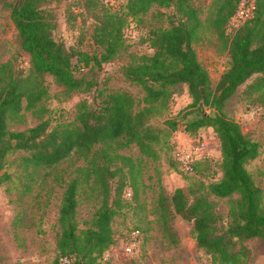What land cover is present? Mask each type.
<instances>
[{
    "label": "trees",
    "instance_id": "trees-1",
    "mask_svg": "<svg viewBox=\"0 0 264 264\" xmlns=\"http://www.w3.org/2000/svg\"><path fill=\"white\" fill-rule=\"evenodd\" d=\"M52 1L16 0L12 6V20L22 49L29 56V73L18 74L10 63L0 64V173L7 156L18 150L27 152L23 163L34 170L56 166L74 152L87 159V166L79 168L78 176L69 181L63 193L57 264L63 256L72 259L70 264H109L102 261V256L113 244L112 220L122 206L121 194L126 197L130 189L133 197L134 190L137 192L138 176L134 175L133 187L121 181L114 199H110L109 180L122 171L118 161L128 164L131 172L136 170L132 158L119 154L118 150L135 144L143 155L156 157L157 143L168 140L176 132L197 135L205 127L212 128L221 142L222 178L208 184L191 182L186 188L179 187L170 204L176 215L193 222L192 233L198 246L206 249L214 262L247 264L246 248L235 250L234 246L236 240L244 242L257 237L264 243V192L246 167L260 155L261 145L227 115L226 106L253 75L258 76L248 88L264 93V0H254L252 16L238 26L230 39L226 29L241 0L216 1L212 24L229 47L231 63L215 87L193 47L203 21L192 0H124L116 10L103 0H82L92 9L96 4L101 8L94 13L95 22L90 27V37L99 48L94 53L67 48L54 37L57 19L50 9ZM153 4L175 7L183 14V20L154 32L151 39L154 54L144 55L139 62L126 67V77L144 89L148 106L138 109L135 97L126 90L102 89L96 108L87 102L79 103L73 124L50 128L48 122H41L23 131L9 129L10 118L19 117L22 110L36 108L49 96V89L43 83L46 74L53 76L68 93L96 86L94 75L102 64L110 62L125 48L124 28L128 18L145 14ZM182 83L188 85L196 116L191 120L175 116L166 121L164 128L154 126L151 105H164L169 89ZM96 145L100 146L99 151L90 159L89 153ZM200 162L187 175L195 174ZM8 177L0 174V185ZM91 180L100 186L103 202L90 226L80 230L78 191ZM235 194L238 197L231 200L233 218L224 230L218 224L220 216L214 199Z\"/></svg>",
    "mask_w": 264,
    "mask_h": 264
},
{
    "label": "rangeland",
    "instance_id": "rangeland-1",
    "mask_svg": "<svg viewBox=\"0 0 264 264\" xmlns=\"http://www.w3.org/2000/svg\"><path fill=\"white\" fill-rule=\"evenodd\" d=\"M216 1L192 0L203 21L193 47L199 61L208 70L213 87L231 63L229 47L212 24ZM246 1L250 8L253 0ZM14 3L16 0H0V64L10 63L15 73L27 75L29 56L22 49L19 32L11 17ZM50 9L57 19L56 39L67 48L89 53L99 51L90 37L94 13L101 9L99 4L92 9L82 0H53ZM182 20L183 14L175 7L157 4L143 15L129 17L124 28L125 48L110 62L102 64L94 75L96 86L91 90L68 93L53 76L46 74L43 83L49 89V96L36 108L22 110L19 117L10 118L9 129L23 131L41 122H48L50 128L73 124L79 103L87 102L96 108L101 101L99 90L102 89L126 90L135 97L138 109L148 106L144 89L126 77V67L139 62L144 55L154 54L151 45L154 32L168 29ZM240 25V22L229 23L226 29L229 39ZM257 76L253 75L238 88L228 101L226 112L261 145L260 155L246 167L264 192V93L248 88ZM191 104L188 85L173 86L164 105H151V122L158 128H164L171 117L191 120L196 116ZM199 141L206 143L205 155L199 158L200 168L193 175L181 173L177 163L178 147L198 145ZM99 148V145L93 147L90 159ZM155 150L156 157L143 155L135 144L118 150L119 154L132 158L136 170L131 172L128 164L118 161L122 171L109 180L110 199H114L121 181L133 187L134 175L138 176L137 192L134 190L133 197L130 190L126 197L121 194L122 206L112 220L113 244L104 252L102 261L109 264H218L206 249L198 246L192 233L193 222L176 215L170 204L175 189L186 188L191 182L208 184L222 178L221 142L217 134L209 127L202 128L197 135L176 132L168 140L157 143ZM26 154L21 150L9 154L0 173L9 176L0 185V264H57L58 219L63 193L69 181L78 176L79 168L86 167L88 161L74 152L56 166L34 170L33 167H25L23 157ZM78 192V228L85 230L101 207L103 195L93 180L83 183ZM237 197L235 194L230 198L214 199L220 216L218 224L224 230L233 218L231 200ZM242 246L247 251V264H264L261 238L235 241V250Z\"/></svg>",
    "mask_w": 264,
    "mask_h": 264
},
{
    "label": "built area",
    "instance_id": "built-area-1",
    "mask_svg": "<svg viewBox=\"0 0 264 264\" xmlns=\"http://www.w3.org/2000/svg\"><path fill=\"white\" fill-rule=\"evenodd\" d=\"M123 1L124 0H103V2L107 6H109L114 10L119 9ZM254 8H255L254 0L251 2L250 8H248L247 6V1L242 0L232 19V23L235 24L236 22H240V24H244L252 16ZM198 143H199L198 145H194V146L188 144L183 146L180 145L178 147L177 161L183 173L192 174L195 171L196 162L199 160V158L205 155L206 143L200 141ZM130 194H132V192ZM71 261H72L71 258L63 256L60 258L59 264H70Z\"/></svg>",
    "mask_w": 264,
    "mask_h": 264
},
{
    "label": "crops",
    "instance_id": "crops-1",
    "mask_svg": "<svg viewBox=\"0 0 264 264\" xmlns=\"http://www.w3.org/2000/svg\"><path fill=\"white\" fill-rule=\"evenodd\" d=\"M181 133V132H180Z\"/></svg>",
    "mask_w": 264,
    "mask_h": 264
}]
</instances>
